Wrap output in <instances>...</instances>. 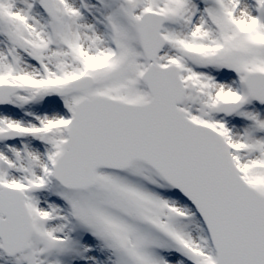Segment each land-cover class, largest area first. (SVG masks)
<instances>
[{
	"label": "snow or ice",
	"instance_id": "obj_1",
	"mask_svg": "<svg viewBox=\"0 0 264 264\" xmlns=\"http://www.w3.org/2000/svg\"><path fill=\"white\" fill-rule=\"evenodd\" d=\"M0 264H264V0H0Z\"/></svg>",
	"mask_w": 264,
	"mask_h": 264
}]
</instances>
